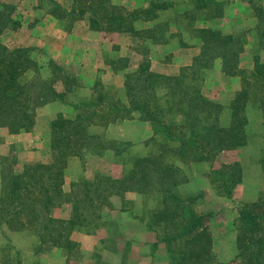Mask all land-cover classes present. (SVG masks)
<instances>
[{"label":"trees","instance_id":"trees-1","mask_svg":"<svg viewBox=\"0 0 264 264\" xmlns=\"http://www.w3.org/2000/svg\"><path fill=\"white\" fill-rule=\"evenodd\" d=\"M191 1L196 8L204 9V17L219 16L223 11L221 0ZM103 3V0H87L81 4L80 0H71L68 11L57 4L50 13L59 16V12L61 16L68 12L78 16L92 12L90 28L130 32L134 22L156 19L163 9L173 4L171 0H150L146 6L116 12L103 8ZM15 9L14 2L0 0V34L5 29L20 27V22L13 18ZM98 11L106 13L98 17ZM195 31L202 45L189 67L192 77L203 78L216 58L221 60V70L234 74L243 47L239 37L209 26L197 27ZM29 50L28 46L21 45L8 48L0 42V128L8 134L28 131L38 108L83 85L76 74L65 70L54 57L48 55L44 62H38ZM109 63L115 69L129 66L126 57L113 58ZM184 68L177 74L165 75L151 70L148 62L138 63L135 69L125 73L124 103L109 100L107 90L95 88L94 83L90 97L70 103L76 110L73 117L58 111L50 120L51 158L48 160L26 161L18 169L15 152L0 153V215L6 207L5 215L1 216L3 220L18 221L21 227L34 226L41 243L58 245L64 233L61 231L66 233L96 223L102 217L99 214L102 206L112 208L110 196L118 195L125 203L126 192L133 191L156 200V206L140 218L146 228L155 232L152 250L162 243L169 264H218L212 256L211 213L196 211L190 201L177 193L178 167L160 155H136L132 166L121 177L97 172L90 180H75L68 189L64 188L69 156L82 157L93 146L110 149L87 129L100 110L107 111L110 121L131 118L133 112L138 113L149 122L153 137H160L161 153L169 149L181 161L211 160L225 149L243 145L245 117L239 111L243 108L244 90L236 92L231 102L230 121L224 125L220 119L221 104L206 97L198 83L187 78ZM253 68V74H264V65L258 58H254ZM58 84L62 85L61 90ZM209 173L226 197H231L241 180L238 162L225 168H212ZM262 174L264 179V158ZM63 204L70 206V215L52 216L51 210ZM234 223L233 264H264V203L255 200L239 205ZM54 230L58 234L53 236Z\"/></svg>","mask_w":264,"mask_h":264},{"label":"rangeland","instance_id":"rangeland-1","mask_svg":"<svg viewBox=\"0 0 264 264\" xmlns=\"http://www.w3.org/2000/svg\"><path fill=\"white\" fill-rule=\"evenodd\" d=\"M9 1L16 4L13 18L21 25L15 30H3L0 42L8 48L17 45L28 46L30 54L38 62H44L47 56H50L48 48L56 47L64 51L67 48L68 54L71 55L68 61L64 60L66 62L62 63L63 59L55 56L54 59L59 60L65 70L76 74L83 84L75 87L72 92H64L61 99L38 108L35 122L28 131L8 134L0 128V153L15 152L19 159L16 165L18 169H21L23 162L45 161L51 158L45 138L49 137L50 120L58 111L73 117L76 110L70 103L90 97L94 83L95 88L107 90L109 100L124 103V78L127 71L135 69L140 62L149 63L150 57L154 59L172 53L177 47L191 45L195 37H198L195 28L206 24L210 19L204 17V9L196 8L191 0H171L173 4L163 9L156 19L136 21L130 32H123L106 27L90 28L89 19L92 12L74 16L60 11L65 15L60 16V13L55 11L58 12V17L50 13V9L57 4L68 11L71 0ZM80 1L84 4L87 0ZM149 1L103 0V8H112L119 12L146 6ZM244 1L250 4L251 9L246 12L239 6L233 7L239 20L236 27L232 24L236 18L226 17L227 11L230 13L234 9L227 10L223 14L224 19L216 20V24L223 28L224 32L232 30L241 43L247 41V32L253 31L252 45H244L241 50L249 54L246 58L244 55L242 61L238 60L234 69L235 74L242 76L243 80V108L239 115L245 117V143L225 149L211 160L198 163L176 162V176L179 180L175 187L177 193L190 201L196 211L211 213L209 229L212 235V256L218 264H233L232 258L236 253L234 222L238 206L255 200L264 203V74H253L254 58H258L264 65V0ZM238 11L243 12L241 19ZM105 13L106 11H98L97 16H104ZM227 21L229 25H226ZM41 37L47 41L44 42ZM121 57H126L128 67L113 71L106 66V62ZM189 67L190 64L184 68L187 78H193L199 87H202L206 97L219 102L223 114L228 116L224 106L228 107V111L231 110V102L236 93L229 97V92L211 87L212 81L207 82V79L215 78L207 69L203 78L192 77ZM57 87L62 89L60 84ZM107 114L106 110H100L94 115L87 129L106 146H110V149L93 146L82 157L70 160L65 170V189L70 187L72 181L92 179L97 172L121 177L132 166L136 155H160L164 160L175 161L169 149L161 153L159 136L151 138L143 145L142 137L137 135V128L140 132L143 126L133 120L122 121L124 118L110 121ZM233 162L239 163L241 180L235 185L231 197H226L221 192L218 181H213L209 172L212 168H225ZM125 195V203L118 195L110 196L112 208L102 206L99 211L102 217H99L96 223L66 233L61 231L64 233L58 245L41 243L34 226L21 227L18 221H4L1 217L5 215L4 205V212L1 211L0 215V264H169L163 244L153 253L142 234L144 224L140 218L146 210L156 206V200L150 195L136 192H127ZM122 206L126 209L122 210ZM51 214L67 218L70 215V206H56L51 210ZM54 234H58L57 230H54L52 235ZM67 238L70 241H67Z\"/></svg>","mask_w":264,"mask_h":264},{"label":"crops","instance_id":"crops-1","mask_svg":"<svg viewBox=\"0 0 264 264\" xmlns=\"http://www.w3.org/2000/svg\"><path fill=\"white\" fill-rule=\"evenodd\" d=\"M221 1H223V4H222V10L223 11H222L221 15L214 16V17H210V19L207 20V23L206 24H203L202 26H209V27L218 29V30H220L223 33L233 34L231 32L232 30H229V31L224 32L223 31V28H219V26L216 24L217 23L216 20H218V19H221V20L224 19L223 14L227 10H229V9L230 10H233L234 9V11L233 12H230V13L227 11L228 14H227L226 17L229 18V19H235L236 18L235 19V22L232 23V24H234L233 27H236L237 26V23L239 22V20H237L238 19L236 17L237 14L235 12V8H233V7L236 5V6H239V8H242L244 11L249 12V9H251V6H250V4L248 2H246L244 0H231L230 2H227L225 0H221ZM238 13L241 15V17H240V19H241L242 18V15H243V12L242 11L241 12L238 11ZM243 20H241V25H243V23H244ZM227 24H228V21L226 22V25ZM247 37H248L247 41L246 42L244 41L242 43L243 46L244 45H246V46L252 45L253 31H248L247 32ZM41 39H44V37H41ZM45 41H47V40L44 39V42ZM201 45H202V40L198 36V37H195V41L191 45L177 47V48H175L173 50L172 53L169 52V53H167L165 55H160L159 57H155L154 59L149 56L150 57L149 68L151 70H153V71H156V72H159V73H162V74H165V75H174V74H177V73H179V71L184 66H187V65H189V64L192 63L194 57L200 53V51H201ZM48 49H49L50 56H52V57L55 56L57 58L63 59V62L62 63L68 61V59L71 57V55L68 54L67 48H66V51L61 50V49H57L56 47H54V49H50V48H48ZM248 54H249V52H247V51H241L239 53V61H240V59H241V61L243 60L244 55H245V58H246ZM64 60H66V61H64ZM109 62L110 61L106 62L107 63L106 66L109 69H111L113 71L119 70V69H115L113 67V65H111ZM104 66H105V64H104ZM207 71H211L209 73H211V76L215 78L214 80H212L210 78L207 79V82L208 81H212L211 82L212 83L211 84V87L219 88V90H221V91L224 90V91L229 92V95H230L229 97H232L233 94H235L238 90L242 89V87H243L242 76L237 75L235 73L234 74L226 73L223 70H221V60L219 58H216L214 60L213 66L210 67L209 69H207ZM228 88H230V90H228ZM201 92L203 94H205L204 91H203V89H202V87H201ZM55 101H57V100H55ZM51 102H49V103H51ZM224 108H226L228 116H225L223 114V111H221L220 119H221V122L223 124H228L229 121H230V116H231L230 113H231V110L228 111V107L227 106H224ZM221 110H223V109H221ZM131 120L137 122L138 125L143 126V128L140 129L141 130L140 132H139V129L137 128V133H138L137 135L140 134V136L142 137L141 138L142 139L141 143L144 145L145 143L148 142V140H150L153 137V131L151 129V126H150L149 122L141 119L139 117L138 113H136V112H133V116L131 118H129V119H125L124 118L122 121H131ZM111 124L113 125V123H111ZM15 134H18V133H15ZM45 140L47 141V144H48L49 137L45 138ZM76 157H79V156L72 155V156H69L68 157L67 164H66V168L69 165L68 164L69 161L72 160L73 158H76ZM177 161H179V162H194V163H198V162H203L204 160L181 161V160L175 158L174 163L176 164ZM66 168H65V170H66ZM128 192H133V191H128ZM143 229L144 230L142 231V234L145 237L144 238L145 241L150 244L149 245V248H150L151 242L155 240V232L152 231V230H150V229H148V228H146L145 226H144ZM161 244L162 243L159 244V247H160ZM150 250L153 251V253L156 252V249L155 250H152V248H150ZM151 251H150V253H151Z\"/></svg>","mask_w":264,"mask_h":264}]
</instances>
